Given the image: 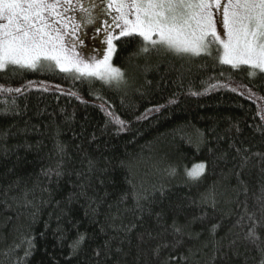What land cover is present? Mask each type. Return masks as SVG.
<instances>
[{"label": "trees", "instance_id": "16d2710c", "mask_svg": "<svg viewBox=\"0 0 264 264\" xmlns=\"http://www.w3.org/2000/svg\"><path fill=\"white\" fill-rule=\"evenodd\" d=\"M144 44L0 69V264H264V73Z\"/></svg>", "mask_w": 264, "mask_h": 264}, {"label": "snow or ice", "instance_id": "6c2138e0", "mask_svg": "<svg viewBox=\"0 0 264 264\" xmlns=\"http://www.w3.org/2000/svg\"><path fill=\"white\" fill-rule=\"evenodd\" d=\"M70 6L71 0L63 5L59 0H0V69L15 65L35 70L42 61H51L61 71L74 69L82 76L119 83L124 73L111 64L113 40L141 37L145 42L141 53L164 48L177 54L211 55L212 44H217L223 49L222 63L264 72V0H119L113 20L119 21L120 31L115 36L107 33V55L91 64L77 58L75 42L66 43L65 30L94 24L103 10L93 15L92 4L87 8L78 4L84 15L80 24H70L66 21L71 18L64 15ZM203 169L202 164L194 166L189 175L198 178Z\"/></svg>", "mask_w": 264, "mask_h": 264}, {"label": "rangeland", "instance_id": "374dc122", "mask_svg": "<svg viewBox=\"0 0 264 264\" xmlns=\"http://www.w3.org/2000/svg\"><path fill=\"white\" fill-rule=\"evenodd\" d=\"M105 1L106 0H71L70 8L68 9V11H66L64 13L65 17L71 18L70 20L66 21L67 23H70V24H80L81 17L84 15V13L81 12L80 8L78 7V4H83V6L85 8L89 7V5L92 4L93 5V7H92L93 15H97L99 13V7L98 6H102V7H100V9L105 8L107 14L109 15V19L111 20V23H110V25H108V27H106V26L103 27L102 31H99V32L96 31V28L98 26H100V23H98L100 19H98L92 25L81 26L75 32H73L71 27H69L68 29L65 30L68 33V35L66 36V43L68 45H72L75 42L74 52L77 55V58L86 62V63H89V64H91L93 62L101 61V60H103L104 56L107 55V44H106V40L108 38L107 33L110 32L113 36H115L120 31V29L116 27V23H118L119 21L113 20L114 17L118 16V13L115 11V8H116V5L119 2V0H108L107 2H105ZM59 2L61 5H63L64 0H59ZM109 3L112 4V7L108 6ZM2 22L3 21H0V23H2ZM218 30H219V25H218ZM77 37H79L80 39L77 40L76 39ZM120 38H122V37H120ZM154 38H156V37H154ZM118 40H113V43L115 44V46H116V42ZM214 46H217L219 48V45H217V44L213 45L212 44L210 50ZM219 50H220V56H221L223 49L219 48ZM72 54H73V50L70 48L69 49V55H72ZM114 55H115V52L113 53L112 58H111V64L113 66H114V64H113ZM42 62H49V63H52L53 65H55V63L51 62V61H42ZM225 65H228V64H225ZM10 66H15V65H7L2 70H6ZM55 66L60 70V68L57 65H55ZM228 66H231V65H228ZM15 67H20V66H15ZM240 67H248V66L241 65ZM21 68H25V67H21ZM26 69H28V68H26ZM255 70L260 71L259 69H255ZM67 72H76V71L73 69V70L67 71ZM86 77H89V76H86ZM91 78H97V77H91ZM97 79H99V78H97ZM99 80H101V79H99Z\"/></svg>", "mask_w": 264, "mask_h": 264}, {"label": "flooded vegetation", "instance_id": "af4514ba", "mask_svg": "<svg viewBox=\"0 0 264 264\" xmlns=\"http://www.w3.org/2000/svg\"><path fill=\"white\" fill-rule=\"evenodd\" d=\"M108 0H106L105 2H107ZM99 7V10H100V7H102V6H98ZM103 9V11H102V13H100V15H101V18H100V20H99V22L98 23H100V26H98L97 28H96V31H97V29L99 28V29H102L103 27H108V25H110V23H111V20L109 19V15L107 14V12H106V10H105V8H102ZM95 31V30H94Z\"/></svg>", "mask_w": 264, "mask_h": 264}]
</instances>
